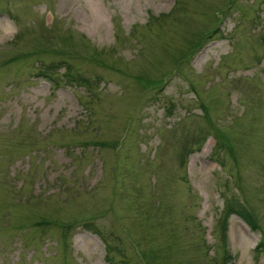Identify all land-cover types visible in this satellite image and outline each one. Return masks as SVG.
<instances>
[{"label":"rangeland","instance_id":"1","mask_svg":"<svg viewBox=\"0 0 264 264\" xmlns=\"http://www.w3.org/2000/svg\"><path fill=\"white\" fill-rule=\"evenodd\" d=\"M228 199L257 227L224 246ZM263 238L264 0H0V264H264Z\"/></svg>","mask_w":264,"mask_h":264},{"label":"trees","instance_id":"2","mask_svg":"<svg viewBox=\"0 0 264 264\" xmlns=\"http://www.w3.org/2000/svg\"><path fill=\"white\" fill-rule=\"evenodd\" d=\"M43 76H47L49 77L50 80L53 81V78L51 77V75H48V73L46 74L45 72H43ZM51 77V78H50ZM72 77L80 82V83H84L82 80H85L84 78H82L79 74H74L72 75ZM242 205L239 204V202L234 201L233 199H228L227 202L224 205V212L221 218V234H222V239L224 242V246L226 244V238H227V225H228V218L231 214L235 213L237 215H239L248 225L251 229H256L257 224L255 222V218L252 216L251 213H249L245 208L241 207ZM264 249V238L261 239L257 245H256V250L257 251H262ZM230 254L229 252L225 249L224 251V256H222V264H227L228 258H229Z\"/></svg>","mask_w":264,"mask_h":264}]
</instances>
